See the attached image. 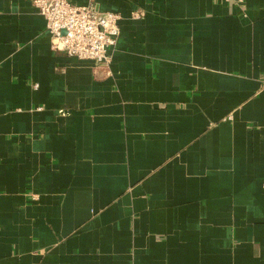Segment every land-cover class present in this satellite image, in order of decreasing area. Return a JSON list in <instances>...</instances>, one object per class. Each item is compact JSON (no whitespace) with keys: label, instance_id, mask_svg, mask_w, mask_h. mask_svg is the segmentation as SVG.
I'll return each instance as SVG.
<instances>
[{"label":"crops","instance_id":"0c3cea01","mask_svg":"<svg viewBox=\"0 0 264 264\" xmlns=\"http://www.w3.org/2000/svg\"><path fill=\"white\" fill-rule=\"evenodd\" d=\"M72 1L109 64L0 0V264H264V0Z\"/></svg>","mask_w":264,"mask_h":264},{"label":"built area","instance_id":"2783aa9c","mask_svg":"<svg viewBox=\"0 0 264 264\" xmlns=\"http://www.w3.org/2000/svg\"><path fill=\"white\" fill-rule=\"evenodd\" d=\"M46 18L53 50L65 51L95 64H109L110 50L117 44L121 14L101 11L92 2L79 5L72 0H31ZM141 12H133L140 17Z\"/></svg>","mask_w":264,"mask_h":264}]
</instances>
